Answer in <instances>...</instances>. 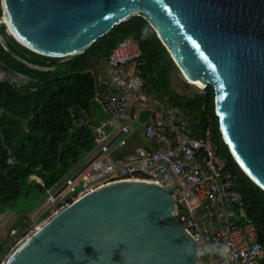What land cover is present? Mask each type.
Returning <instances> with one entry per match:
<instances>
[{
	"label": "water",
	"instance_id": "obj_1",
	"mask_svg": "<svg viewBox=\"0 0 264 264\" xmlns=\"http://www.w3.org/2000/svg\"><path fill=\"white\" fill-rule=\"evenodd\" d=\"M0 9V25L18 43L63 59L131 16L146 19L186 84L213 88L221 137L264 190V0H0ZM175 188L174 178L166 186L124 179L83 193L2 264H198Z\"/></svg>",
	"mask_w": 264,
	"mask_h": 264
},
{
	"label": "trees",
	"instance_id": "obj_2",
	"mask_svg": "<svg viewBox=\"0 0 264 264\" xmlns=\"http://www.w3.org/2000/svg\"><path fill=\"white\" fill-rule=\"evenodd\" d=\"M123 39L137 42L141 50L143 93L163 107L186 111L196 129L210 130L224 171L241 194L247 217L264 246V190L243 172L224 143L214 112L213 88L207 85L203 92L192 95L172 89V71L177 69L174 61L148 21L134 15L114 25L84 53L67 59L30 51L0 25V68L4 71L0 76V217L8 216L9 223H16L0 240V257L10 243L15 244V240L10 242V232L24 229L25 234L32 223L48 217L52 204L39 212L36 221L29 213L45 203L48 193L103 144L93 128L99 124L95 115L99 103L94 99L97 64L102 59L106 62ZM13 74L21 78L15 79ZM80 111L88 119L83 125L77 124ZM141 137L134 131L126 148ZM61 206V202L56 204Z\"/></svg>",
	"mask_w": 264,
	"mask_h": 264
},
{
	"label": "built area",
	"instance_id": "obj_3",
	"mask_svg": "<svg viewBox=\"0 0 264 264\" xmlns=\"http://www.w3.org/2000/svg\"><path fill=\"white\" fill-rule=\"evenodd\" d=\"M140 62L141 50L133 40L123 39L111 50L105 74L97 76L94 99L105 113L101 121L115 134L108 137L100 123L93 127L98 139L106 142L87 166L66 176L57 191L59 185L48 193L47 203L55 202L63 190L69 195L58 203L64 206L70 195L79 196L117 180L166 186L174 178L176 213L197 242L198 264H261L264 246L247 217L241 194L224 171L210 130L196 129L187 112L177 107L166 108L156 100L150 105L143 94ZM142 115L146 116L143 121ZM87 120L80 111L77 124ZM139 127L142 137L155 146L132 142L127 149L128 139ZM191 197L197 200L191 202Z\"/></svg>",
	"mask_w": 264,
	"mask_h": 264
},
{
	"label": "rangeland",
	"instance_id": "obj_4",
	"mask_svg": "<svg viewBox=\"0 0 264 264\" xmlns=\"http://www.w3.org/2000/svg\"><path fill=\"white\" fill-rule=\"evenodd\" d=\"M5 30L7 31V33H9L8 29L5 27ZM97 69H98V72L102 74V76L105 74V70H106V62H104V60H100L97 64ZM2 76H4V74H2ZM15 79H18V78H21V76H17L15 74L12 75ZM171 88L174 89L175 91H177L178 93L180 94H184V95H192V94H195V93H200V92H203V90L205 89V85L200 87L199 85L197 84H186V80H184V76L182 75V73L178 70V69H174L172 71V76H171ZM144 94V97L146 98V100L150 103H152L153 101L147 97ZM95 115H96V118H97V121L100 123V125L103 126L104 128V132L106 134H108V137H111L112 135L115 134L114 131H112L110 129V127L107 125V123L101 121L102 118L105 117V113L103 112L102 108L99 106L96 107L95 109ZM106 140H103L101 143H105ZM86 160V159H85ZM82 165V163L76 167V169H74L72 172H74L75 170H77L80 166ZM76 172V171H75ZM72 174V173H71ZM61 185H63V182L56 187L55 191H57ZM77 189H79V187H77ZM69 195L67 193L66 190H63L58 199L52 203V206H51V209L53 208L54 210H52V213L49 215L51 216L54 211L57 209L56 207V204L61 201L60 198L63 197V196H67ZM77 196L76 195H70L68 198H76ZM47 200V199H46ZM45 200V201H46ZM194 200H197V197H191L190 198V201L193 202ZM69 203V202H68ZM47 205H50L49 203H47V201L45 203H43L38 209L36 210H33L32 212L29 213V218L33 221H36L37 219V215L39 214V212L45 208V206ZM61 208V207H60ZM59 209V208H58ZM48 216V217H49ZM48 217H46L45 219L43 220H40V221H36L34 223H32V227L25 233V234H22L23 230L24 229H21V230H16V234H13V232H10L9 234V237H10V242L14 241L15 240V244H11L9 245V248H8V251L0 257V264H2V261L20 244V242L30 233L32 232L33 230L36 229V227H38L41 223H43ZM40 219V218H39ZM15 222H13V224L9 223V217L8 216H5L4 218L1 219L0 217V240H3L6 235H7V229L11 228V227H15Z\"/></svg>",
	"mask_w": 264,
	"mask_h": 264
},
{
	"label": "crops",
	"instance_id": "obj_5",
	"mask_svg": "<svg viewBox=\"0 0 264 264\" xmlns=\"http://www.w3.org/2000/svg\"><path fill=\"white\" fill-rule=\"evenodd\" d=\"M99 75L100 76H102V74L101 73H99ZM150 105H151V103H150ZM145 117L146 116H144V115H142L141 116V120L143 121V120H145ZM141 128L139 127L137 130L140 132V135H141V130H140ZM142 136V135H141ZM142 139H141V141H133L135 144H141V145H147L148 147L149 146H151V145H153V146H155V144H153L152 142H149V141H147L146 139H144L143 137H141ZM94 156V155H93ZM92 158V157H91ZM90 158V159H91ZM89 159V160H90ZM87 163V162H86ZM86 163H84L80 168H82L83 166H85V164Z\"/></svg>",
	"mask_w": 264,
	"mask_h": 264
},
{
	"label": "bare ground",
	"instance_id": "obj_6",
	"mask_svg": "<svg viewBox=\"0 0 264 264\" xmlns=\"http://www.w3.org/2000/svg\"><path fill=\"white\" fill-rule=\"evenodd\" d=\"M7 29H8V28H7ZM9 32H10V31H9ZM187 82H188V83H191V84H197L196 82H192V81H190V80H188V79H187ZM197 85H198V84H197ZM200 87H202V86H200Z\"/></svg>",
	"mask_w": 264,
	"mask_h": 264
},
{
	"label": "clouds",
	"instance_id": "obj_7",
	"mask_svg": "<svg viewBox=\"0 0 264 264\" xmlns=\"http://www.w3.org/2000/svg\"><path fill=\"white\" fill-rule=\"evenodd\" d=\"M72 201V200H71Z\"/></svg>",
	"mask_w": 264,
	"mask_h": 264
}]
</instances>
